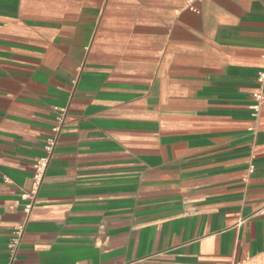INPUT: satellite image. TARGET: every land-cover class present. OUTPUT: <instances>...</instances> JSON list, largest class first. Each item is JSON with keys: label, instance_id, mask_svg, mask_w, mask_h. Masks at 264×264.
<instances>
[{"label": "crops", "instance_id": "crops-1", "mask_svg": "<svg viewBox=\"0 0 264 264\" xmlns=\"http://www.w3.org/2000/svg\"><path fill=\"white\" fill-rule=\"evenodd\" d=\"M261 73L264 0H0V264H264Z\"/></svg>", "mask_w": 264, "mask_h": 264}, {"label": "built area", "instance_id": "built-area-1", "mask_svg": "<svg viewBox=\"0 0 264 264\" xmlns=\"http://www.w3.org/2000/svg\"><path fill=\"white\" fill-rule=\"evenodd\" d=\"M264 76L263 73H261L260 77L262 78ZM253 97L255 99V103L251 106L254 112L256 113L259 110L260 103L263 99V95L261 90H256L253 92ZM62 119V116L58 117V120L60 121ZM53 130H59V126H56L53 128ZM56 142V136L52 135L47 139V144L45 146L46 149V154L43 156H39L35 159L33 162V169H32V183L31 187L28 190H24L21 194L20 197L22 199L28 200L27 204L25 205V209L29 210V208L32 206L33 202L32 200L34 199L42 181L44 178V174L46 171V167L48 164V160L52 151V147ZM258 211L264 213V203L260 206ZM22 235V226H16L14 228L13 234L10 238L9 241V250H10V255L13 258L16 252V247L17 244L19 243L20 237Z\"/></svg>", "mask_w": 264, "mask_h": 264}]
</instances>
